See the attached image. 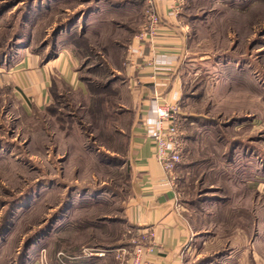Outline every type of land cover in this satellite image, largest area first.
<instances>
[{
	"label": "rangeland",
	"instance_id": "1",
	"mask_svg": "<svg viewBox=\"0 0 264 264\" xmlns=\"http://www.w3.org/2000/svg\"><path fill=\"white\" fill-rule=\"evenodd\" d=\"M176 1L187 46L177 189L197 234L189 264H233L219 257L236 247L250 250L246 264L253 249L264 264V0ZM151 7L0 0V64L25 53L49 64L62 54L76 59L78 74L71 87L52 83L39 109L23 93L27 114L0 90V264L130 259L138 240L125 220L135 172L124 70Z\"/></svg>",
	"mask_w": 264,
	"mask_h": 264
},
{
	"label": "crops",
	"instance_id": "2",
	"mask_svg": "<svg viewBox=\"0 0 264 264\" xmlns=\"http://www.w3.org/2000/svg\"><path fill=\"white\" fill-rule=\"evenodd\" d=\"M174 1L154 0L163 22L162 32L151 44H146L135 65L125 64L124 70L130 96L129 111L134 118L130 154L131 167L135 172V189L127 203L125 220L139 240L142 234L152 233L153 237L145 244L152 248L148 257L150 264H189L197 236L186 217L178 189L165 185L163 170L156 162L152 145L145 134L146 120L155 115L156 105L175 101L179 104L184 93L183 62L187 55L185 32L176 17H167ZM77 77V61L71 56L65 58L59 54L55 63L48 64L41 63L37 54L25 53L13 64L0 67V90L13 92L27 114L23 93L32 99L34 108L42 107L51 97L52 83L61 78L71 87L75 85ZM249 148L245 150L248 159L255 155ZM259 162L264 171L263 160ZM256 233L252 237V248L260 236V233ZM244 239L242 235L237 237L240 242ZM248 250L236 247L219 258H225L226 261L235 258L233 264H246ZM251 252L253 263L260 264L261 253L254 249Z\"/></svg>",
	"mask_w": 264,
	"mask_h": 264
},
{
	"label": "built area",
	"instance_id": "3",
	"mask_svg": "<svg viewBox=\"0 0 264 264\" xmlns=\"http://www.w3.org/2000/svg\"><path fill=\"white\" fill-rule=\"evenodd\" d=\"M180 6L178 1H174L167 17H175ZM146 16L148 25L142 29L139 36L135 38L137 41L128 50L129 61L132 65H135V62L140 58L146 44H151L156 36L162 32L163 22L158 12L151 7L147 10ZM180 109V104L177 101L174 103H158L155 107V115L152 118H148L145 123L146 137L150 140L154 158L164 173L163 181L165 185L170 186L174 190L177 189V167L181 163L183 155V139L180 134L182 121L180 120ZM141 236L140 240L137 239L138 241L133 242L134 247L127 264H150L148 257L152 248L150 245L145 246V244L153 236L150 232ZM118 254L119 257H124L127 253L121 249ZM99 255L105 256V253L101 252Z\"/></svg>",
	"mask_w": 264,
	"mask_h": 264
},
{
	"label": "trees",
	"instance_id": "4",
	"mask_svg": "<svg viewBox=\"0 0 264 264\" xmlns=\"http://www.w3.org/2000/svg\"><path fill=\"white\" fill-rule=\"evenodd\" d=\"M1 66H4V65H3V64H0V67H1Z\"/></svg>",
	"mask_w": 264,
	"mask_h": 264
}]
</instances>
